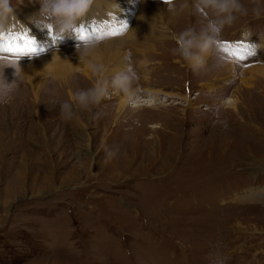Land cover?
I'll list each match as a JSON object with an SVG mask.
<instances>
[{
    "label": "rangeland",
    "instance_id": "rangeland-1",
    "mask_svg": "<svg viewBox=\"0 0 264 264\" xmlns=\"http://www.w3.org/2000/svg\"><path fill=\"white\" fill-rule=\"evenodd\" d=\"M99 1L85 26L107 19L113 1L129 33L101 43L89 60H79L72 39L54 55L22 58L20 90L0 104V264H264V50L221 68L209 57L193 72L171 53L172 37L190 25L199 31L198 16L186 11L168 26L153 17V28L137 20L146 5L170 12L163 0ZM11 3L37 40H49L29 20L39 0ZM245 27L259 43L264 18L225 29L232 52ZM128 54L140 96L166 104L131 108L112 87ZM67 58L78 63L56 75ZM91 62L106 70L94 74ZM13 71L5 69L9 82ZM101 79L109 95L82 106L74 94ZM80 80L85 87L74 88ZM64 101L71 121L60 116ZM105 145L117 152L110 162Z\"/></svg>",
    "mask_w": 264,
    "mask_h": 264
},
{
    "label": "clouds",
    "instance_id": "clouds-1",
    "mask_svg": "<svg viewBox=\"0 0 264 264\" xmlns=\"http://www.w3.org/2000/svg\"><path fill=\"white\" fill-rule=\"evenodd\" d=\"M96 0H39L41 5L39 14L29 20L41 31L46 30L49 40L39 41L32 34V29L20 22L12 6L11 0H0V104L9 103L19 92L23 83L20 61L27 57L29 60L40 57L49 51L56 53L59 46L68 39L75 41V50L79 60H89L101 43L113 37L126 36L130 29L127 19H118L117 12L123 11L118 4H111L107 11V19L93 18L89 26L85 20ZM133 5L141 0H130ZM173 15L189 12L195 19L202 21L199 31L190 25L183 28L172 37L175 47L171 49L174 56L188 62L190 69L197 72L204 68L209 57L215 60V67L221 68L227 64H239L242 60H249L264 50V34L259 33V43L253 42V32L245 27L240 32V39L232 42L236 52H232L229 42L223 33L242 17L251 16L253 19L264 18V0H163ZM178 54V55H177ZM124 68L114 75L111 85L122 92L132 107H138V99L142 94L139 74L132 65L130 54L125 56ZM12 68L13 79L9 82L5 75L6 68ZM94 74L106 70V66L91 62L89 64ZM50 81L54 78L48 77ZM136 85L133 91V85ZM75 99L82 105H99L108 95V87L101 79L85 91L74 94ZM60 116L65 121L73 119L71 105L64 101L60 103ZM218 118V115H217ZM94 120L99 116H93ZM225 126H226V122ZM106 162H110L117 154L116 150L104 146Z\"/></svg>",
    "mask_w": 264,
    "mask_h": 264
},
{
    "label": "bare ground",
    "instance_id": "bare-ground-1",
    "mask_svg": "<svg viewBox=\"0 0 264 264\" xmlns=\"http://www.w3.org/2000/svg\"><path fill=\"white\" fill-rule=\"evenodd\" d=\"M99 1V0H98ZM98 1H96L98 4L99 3H101L100 1L98 2ZM115 1V0H114ZM118 1V0H117ZM116 1V2H117ZM180 2H181V0H179ZM96 2H95V4L94 5H97L96 4ZM104 2V1H103ZM102 2V3H103ZM108 2V1H107ZM114 2L112 1V4H113ZM111 5V4H110ZM142 5H144V2L142 3ZM144 10H145V12H144V15L143 16H139V18H138V20H137V22H141V21H145L146 23H147V25H149V26H153L154 24H155V22L154 23H151V22H149L148 21V19H153V17H156L157 18V20L158 19H160V21H161V19H164V18H167V21H168V23H167V26L168 25H170L169 23L171 22V19H170V17L171 16H175V15H173L172 13H170V12H168V11H164V13L162 12V10H161V8H159L158 6H156L155 5V7L154 6H145V8H143ZM98 10V12L97 13H93V15L94 16H97V15H99L100 13L99 12H102V11H100L99 9H97ZM162 15H163V18H160V17H162ZM140 17H144V19H140ZM140 24V23H139ZM146 25V26H147ZM165 26V25H164ZM142 27V26H141ZM144 27V26H143ZM148 27V26H147ZM150 27V28H151ZM155 27H157V24H156V26ZM138 28V27H137ZM136 28V29H137ZM146 28V27H145ZM149 28V29H150ZM153 28H154V26H153ZM169 28H171L170 26H169ZM143 29V28H142ZM141 29V30H142ZM148 29V28H147ZM159 29V28H158ZM159 31V30H158ZM154 32H155V30H154ZM147 40V38H143V39H140V40H138L137 42H135L134 43V45H133V48H135L134 50H140L139 49V47L137 48V46H142V47H144V41H146ZM65 50H69V48L67 47V48H65ZM104 50V53H108V52H110V50H109V48H106V49H103ZM74 59V58H73ZM73 59H66V61H64V64H62V67H61V69H60V72H56V75H58V76H63L64 74H65V72H66V69H71L73 66H75L77 63H76V60H73ZM65 66V68H63ZM81 66V65H80ZM80 69V71H82V73H87L86 71H85V69H84V67H80L79 68ZM70 71V70H69ZM65 76V75H64ZM57 77V76H56ZM126 101H127V99H125ZM228 100V99H227ZM231 100H232V98H231ZM231 100H230V102H231ZM229 101V100H228ZM127 103H128V101H127ZM129 104V103H128ZM138 104H139V106H141V105H146V106H154V105H158V104H166V100L164 99V98H158V97H153L152 95H147V96H139V99H138ZM231 105V104H230ZM138 106V107H139ZM131 108H133L132 106H130ZM156 127H158V125H153L152 126V128H155L156 129Z\"/></svg>",
    "mask_w": 264,
    "mask_h": 264
},
{
    "label": "crops",
    "instance_id": "crops-1",
    "mask_svg": "<svg viewBox=\"0 0 264 264\" xmlns=\"http://www.w3.org/2000/svg\"><path fill=\"white\" fill-rule=\"evenodd\" d=\"M146 52H147V51H146ZM146 52H145V53H146ZM81 81H82V80H80V81L77 82V83H76V82H72L73 87H74V88H77V87H79V86H83V87H85V86H86V87H92L91 85H88V84H86V85L84 86L83 83H80ZM84 81H87V80H83V82H84ZM88 81H89V80H88ZM252 86H253V85H252ZM249 88H251V87H249ZM230 99H231V98H230ZM232 100H233V98H232ZM121 101H122V100H121ZM121 101H120L121 108H120L119 111H116V112H119V113H122V112H123L122 110H123V108L125 107V105H122V104H121ZM233 102H234V100H233Z\"/></svg>",
    "mask_w": 264,
    "mask_h": 264
}]
</instances>
